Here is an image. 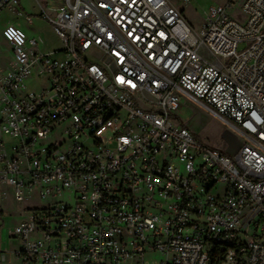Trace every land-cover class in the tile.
Returning <instances> with one entry per match:
<instances>
[{"label": "built area", "instance_id": "built-area-1", "mask_svg": "<svg viewBox=\"0 0 264 264\" xmlns=\"http://www.w3.org/2000/svg\"><path fill=\"white\" fill-rule=\"evenodd\" d=\"M35 2L64 48L2 32L0 198L76 204L0 217V264H264V0L213 6L201 31L168 0ZM34 72L47 84L26 92ZM187 102L238 134L235 155L176 123Z\"/></svg>", "mask_w": 264, "mask_h": 264}, {"label": "rangeland", "instance_id": "rangeland-1", "mask_svg": "<svg viewBox=\"0 0 264 264\" xmlns=\"http://www.w3.org/2000/svg\"><path fill=\"white\" fill-rule=\"evenodd\" d=\"M180 11L187 22L196 30L201 31L205 22V17L209 9L213 6L222 5L226 0H168ZM61 4V0H49V7L55 8ZM238 13V9H237ZM30 15V16H29ZM28 17H32L29 22ZM11 23L21 29L27 38H35L40 41V51L42 53H54L64 48L62 41L55 34L52 25L41 16V9L35 0H20L17 10H5L0 14V72L7 71L13 65V57L10 50V43L2 35L3 30ZM242 48V47H241ZM34 79L26 82V92H38L47 84V79H39L34 72ZM179 126H186L201 142L213 148H218L229 155H235L241 147V139L230 127L223 124L219 119L210 114L205 109L187 102L178 111ZM4 188L0 189V192ZM39 190L34 193V198L25 204H17L10 196L0 198V214L4 212L8 223L6 226L12 228L21 220V215L27 212L28 208L35 206L53 205L56 203L76 204V199L70 191H64L61 196L53 199L49 197L42 200L39 197ZM24 211V212H23ZM1 248L4 251L17 249V242L10 240L5 235ZM163 256L160 253L147 254L146 264L160 262ZM5 264H20L14 255L8 254V262Z\"/></svg>", "mask_w": 264, "mask_h": 264}, {"label": "crops", "instance_id": "crops-1", "mask_svg": "<svg viewBox=\"0 0 264 264\" xmlns=\"http://www.w3.org/2000/svg\"><path fill=\"white\" fill-rule=\"evenodd\" d=\"M4 12V11H3ZM2 12V13H3ZM2 13H0V14H2ZM30 16V15H29ZM30 19V20H29ZM28 20H29V22H32L33 20H32V17H28ZM12 25H17L18 23H11ZM6 28V27H5ZM10 50H11V54H12V57H13V52H12V46L10 45ZM4 72V71H3ZM0 167H1V165H0ZM1 189V188H0ZM10 197L13 199V196H12V193L10 194ZM14 200V199H13ZM24 212V211H23ZM0 217H2L3 218V222L6 224V223H8V219L6 220V217H5V215H4V212H1V214H0ZM21 217H23L24 218V215L22 216L21 215ZM23 218H21V220L23 219ZM20 220V221H21ZM19 221V222H20ZM18 223V222H17Z\"/></svg>", "mask_w": 264, "mask_h": 264}]
</instances>
